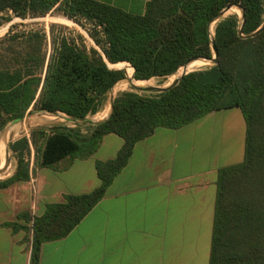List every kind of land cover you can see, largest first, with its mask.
I'll list each match as a JSON object with an SVG mask.
<instances>
[{
    "label": "trees",
    "instance_id": "trees-1",
    "mask_svg": "<svg viewBox=\"0 0 264 264\" xmlns=\"http://www.w3.org/2000/svg\"><path fill=\"white\" fill-rule=\"evenodd\" d=\"M237 7L244 18L220 20L213 35L219 15ZM53 14L92 25L100 51L82 38L57 35L64 28L52 25L49 53L45 30L19 32L12 24ZM6 24L12 25L0 40V133L31 112L84 121L127 77L165 81L192 62L214 59V44L218 55L212 67L187 74L158 95L123 92L89 136L34 130L14 143L17 171L0 181V190L31 180L27 158L33 149L39 167L50 168L66 158L92 157L107 135L124 140L115 160L97 163L99 188L48 205L32 222L28 214L19 216L31 223L30 264H40L43 244L67 237L105 197L139 142L158 128L180 129L229 109L241 110L247 125L245 160L220 173L210 264H264V30L249 38L264 25V0H150L143 15L95 0H0V28Z\"/></svg>",
    "mask_w": 264,
    "mask_h": 264
},
{
    "label": "crops",
    "instance_id": "crops-1",
    "mask_svg": "<svg viewBox=\"0 0 264 264\" xmlns=\"http://www.w3.org/2000/svg\"><path fill=\"white\" fill-rule=\"evenodd\" d=\"M95 1L143 15L150 0ZM235 110L176 130L158 128L139 142L81 223L67 237L43 244L40 264H210L220 173L245 160V119L238 127L227 120ZM123 146L122 138L107 135L92 157L66 158L50 168L31 164L30 181L0 190V264L31 263V223L19 216L28 214L32 222L48 205L92 193L101 186L97 163L115 160ZM17 167L16 161L7 179ZM11 223L24 229L5 226Z\"/></svg>",
    "mask_w": 264,
    "mask_h": 264
},
{
    "label": "rangeland",
    "instance_id": "rangeland-1",
    "mask_svg": "<svg viewBox=\"0 0 264 264\" xmlns=\"http://www.w3.org/2000/svg\"><path fill=\"white\" fill-rule=\"evenodd\" d=\"M233 15H238L239 17H242V13L238 8H231L230 10L225 12L224 16L220 20H224ZM219 21L215 22L212 25L211 29H212L213 35H214L215 26ZM12 24H17L18 26L17 31L19 32L45 30L48 36L47 51L49 53L51 52L49 32H50V27L52 25H56L58 27L64 28V30L57 28L55 30V33L57 35L58 33L63 32L67 34V36L70 38L79 39V40L82 38L84 43L89 49H96L100 51V49L97 47V45L95 44L94 40L91 38V35H90V33L93 32L92 25L86 22L76 23L75 21H72L64 16L53 14L45 18L28 19L25 21L16 19ZM12 24H6L2 28H0V40L3 39L9 33V30ZM213 65H214L213 62L211 61H201V63L196 64L195 67L192 66L193 68L189 69L188 72L191 73L194 71H203V70H206L212 67ZM183 74H184V70L182 68L175 76L169 78L168 80L161 81V80L154 79L151 81H147L148 83L147 86H140V87L164 89L170 86L172 83H174ZM122 83L123 85L124 83L125 84L127 83V84L126 86L120 87L119 89L115 87L116 89L114 88L107 95L104 101V106H105L104 111L96 116H89L86 119L87 120L86 122H82V123L80 122L77 124V123H73L72 121H70V119H68L65 115H62V114L31 112L24 119L9 124L0 133V142H1L0 143V150H1L0 151V181H4L8 178L9 174L12 173L13 171L16 161L18 165V159L13 150V146L15 142L21 140L24 137L30 138V134L34 130H46L47 132H51L55 129L60 128V129H65V130H74L76 132H80L82 136H88L94 128L93 123L103 120L104 117L107 116L108 110L111 111V104L114 99H116L123 92L135 91L134 88L127 81L125 80L121 81L119 84H122ZM141 94H148V95L155 96V95H158L159 92H147V93H141ZM235 112H237L236 117H232L227 120H235V127H238V120L244 121V117H241L242 113L239 109H236ZM41 144L42 142H39V146ZM38 158L39 157L35 149H33L31 155L27 158V160L29 161L30 165L31 164L35 165L37 164ZM4 159L6 160L5 162H4ZM1 167H4V171H3L4 173H2Z\"/></svg>",
    "mask_w": 264,
    "mask_h": 264
},
{
    "label": "water",
    "instance_id": "water-1",
    "mask_svg": "<svg viewBox=\"0 0 264 264\" xmlns=\"http://www.w3.org/2000/svg\"><path fill=\"white\" fill-rule=\"evenodd\" d=\"M237 8H238V7H237ZM230 9H231V8H228V9H226L225 11H223V12L219 15L217 21H219V20L224 16L225 12H227V11L230 10ZM238 9L241 11L240 8H238ZM241 13H242V17L244 18V13H243L242 11H241ZM217 21H216V22H217ZM211 28H212V26H211ZM263 30H264V25H263V26H262L257 32H255V33H253L252 35H250L249 38H253V37L259 35ZM213 46H214L215 58L212 59L211 62H213V64H216V63H217L218 55H217L216 45L214 44ZM192 63H194V62H192ZM192 63H190V64H188L187 66L183 67L184 74H183L179 79H177L174 83H172L170 86H168V87H166V88H164V89H154V88H146V87L136 86V85L133 83V82L135 81L134 76H133L132 78L127 77V78L125 79V81H127V82H128L133 88H134V90H135L136 92H138V93H147V92H159V93H162V92H165V91L170 90V89H172L173 87L177 86V85L179 84V82L181 81V79H182L184 76H186L187 74H189V72H188V70H189V66H190ZM137 82H138V81H137ZM113 103H114V101L112 102V107H113Z\"/></svg>",
    "mask_w": 264,
    "mask_h": 264
},
{
    "label": "bare ground",
    "instance_id": "bare-ground-1",
    "mask_svg": "<svg viewBox=\"0 0 264 264\" xmlns=\"http://www.w3.org/2000/svg\"><path fill=\"white\" fill-rule=\"evenodd\" d=\"M211 32H212V29H211ZM198 63H201V61H196V62H194V63H192L190 66H189V69H192L193 67H195L196 66V64H198ZM193 66V67H192ZM200 66V65H199ZM136 86H147L148 85V83L147 82H137V81H134L133 82ZM127 84V83H126ZM126 84L124 83V85H123V83L122 84H118L117 86H116V88H120V87H124V86H126ZM115 88V89H116ZM110 114V110H108V112H107V116ZM22 127V126H21ZM8 139V138H7ZM1 143V142H0ZM8 145V144H7ZM4 146V145H3ZM1 151V150H0ZM5 153V152H4ZM4 164V163H3ZM4 166V165H3ZM2 168V167H1Z\"/></svg>",
    "mask_w": 264,
    "mask_h": 264
}]
</instances>
